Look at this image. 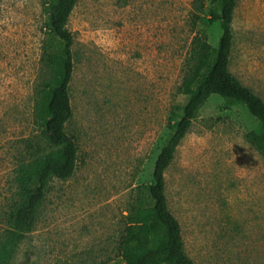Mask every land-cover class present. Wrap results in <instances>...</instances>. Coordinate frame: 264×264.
I'll return each instance as SVG.
<instances>
[{"label": "rangeland", "instance_id": "374dc122", "mask_svg": "<svg viewBox=\"0 0 264 264\" xmlns=\"http://www.w3.org/2000/svg\"><path fill=\"white\" fill-rule=\"evenodd\" d=\"M47 2L0 0V240L16 170L43 132ZM193 2L78 1L67 124L77 169L52 183L13 264H125L126 216L147 204L157 156L188 102L179 88L193 38L200 30L217 46L221 35L208 10L194 19ZM233 30L230 72L264 101V0H237ZM255 125L212 96L166 171L169 209L195 264H264V157L246 139Z\"/></svg>", "mask_w": 264, "mask_h": 264}, {"label": "trees", "instance_id": "16d2710c", "mask_svg": "<svg viewBox=\"0 0 264 264\" xmlns=\"http://www.w3.org/2000/svg\"><path fill=\"white\" fill-rule=\"evenodd\" d=\"M79 0H48V38L41 54L37 113L43 122L40 142H28L30 157L16 170V198L5 214L6 230L0 240V264H13L21 244L37 223L52 183L66 181L76 172L79 147L67 132L73 117L70 84L75 70L74 36L68 29ZM194 0L193 17L208 15L220 25L217 46L200 30L184 62L179 92L188 97L182 115L170 128V137L155 161L147 204L130 208L118 251L125 264H195L187 255L179 221L169 209L166 171L194 120L212 96L226 109L243 108L256 121L246 139L264 157V101L231 72L234 48L233 23L237 0Z\"/></svg>", "mask_w": 264, "mask_h": 264}]
</instances>
